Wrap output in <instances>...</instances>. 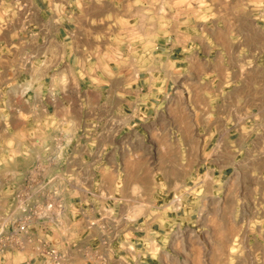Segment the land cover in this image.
Wrapping results in <instances>:
<instances>
[{"label":"rangeland","instance_id":"rangeland-1","mask_svg":"<svg viewBox=\"0 0 264 264\" xmlns=\"http://www.w3.org/2000/svg\"><path fill=\"white\" fill-rule=\"evenodd\" d=\"M104 1L103 8H91L97 13L101 8L109 11L107 38L114 46L124 42L125 56L130 57L127 65L133 69V60L155 53L152 69L158 74L172 71L178 82L173 85L172 121L167 119L166 133L160 115L137 140L127 131L118 142H111L109 133L102 141L89 138L85 143L83 127L64 129L71 140L67 150L72 148L77 157H99L97 163L84 162L85 170L69 175L72 189L65 194L80 211L77 218H97L88 225L97 222L93 228L99 229L106 221L101 248L108 264H264V141L242 138L235 142L228 125L233 112L227 108L182 110L178 94L186 63L165 61L166 48L173 46L179 52L182 45L211 35L229 38L230 21L237 20L245 28V8L259 7L262 0ZM89 2L77 0L78 10L82 6L91 9ZM26 15L23 0H0V55L22 44L25 32L20 26ZM116 68L113 61L111 87L116 85ZM201 69L208 68L201 64ZM101 82L92 80L93 85ZM29 89L18 84L10 92L19 95L21 90L25 96ZM91 97L92 102L100 99L96 94ZM82 98L81 94L73 96L76 104ZM213 123L215 136L196 135L211 129ZM111 155L115 164L110 162L108 168L104 158ZM0 179L5 181L1 173ZM4 187L0 219L12 208ZM22 256L11 250L0 255V264H23Z\"/></svg>","mask_w":264,"mask_h":264},{"label":"crops","instance_id":"crops-1","mask_svg":"<svg viewBox=\"0 0 264 264\" xmlns=\"http://www.w3.org/2000/svg\"><path fill=\"white\" fill-rule=\"evenodd\" d=\"M89 1L90 8H103L107 3ZM23 3L27 9L20 26L24 40L21 45L14 44L10 54L0 55V173L9 203L20 175L44 153L59 127H83L85 143L89 138L102 141V136L110 133L114 143L127 131H132L133 140L141 138L160 115L166 133L167 119L172 121L173 85L178 82H174L172 71L158 74L152 69L151 55L155 53L132 59L133 69L127 65L130 57L125 56L124 42L114 46L107 38L109 24L105 19L109 11L101 8L97 13L83 6L78 10L77 0ZM244 15L245 28L237 20L229 22V38L211 35L182 45L179 52L173 46L166 48L165 61L186 63L178 94L182 110L215 112L227 108L233 112L228 124L230 136L235 142L246 138L253 143L257 138L264 141V0L259 7H246ZM221 56L224 60L218 62ZM112 60L117 63L115 87L109 85ZM201 64L208 69H201ZM96 79L102 81L100 86L93 85ZM18 84L30 86L25 96L21 90L19 95L10 92ZM75 94L83 96L79 104L74 102ZM93 94L100 99L92 102ZM216 131L213 123L211 129L204 133L199 130L196 135L215 136ZM74 153L72 148L66 151L68 163L64 169L69 175L85 170L84 162L94 160V164L99 160L97 155L77 157ZM75 159L81 160L74 163ZM104 159L108 168L115 164L113 155ZM3 160L14 161L9 164ZM85 210L92 212L90 207ZM94 219L74 218L71 224L76 237L70 251L73 264H108L101 248L107 234L103 225L106 221L100 230L89 227L88 222ZM33 247L34 243L29 249ZM22 255V263L42 261L32 252Z\"/></svg>","mask_w":264,"mask_h":264},{"label":"built area","instance_id":"built-area-1","mask_svg":"<svg viewBox=\"0 0 264 264\" xmlns=\"http://www.w3.org/2000/svg\"><path fill=\"white\" fill-rule=\"evenodd\" d=\"M64 131L57 128L34 166L20 175L11 196L12 208L0 219V255L11 250L32 252L42 258L40 264H73L70 251L76 237L71 233L70 220L77 218L80 211L65 194L72 184L64 169L71 142ZM3 187L4 181L0 179V190ZM33 243L35 248L29 249Z\"/></svg>","mask_w":264,"mask_h":264},{"label":"bare ground","instance_id":"bare-ground-1","mask_svg":"<svg viewBox=\"0 0 264 264\" xmlns=\"http://www.w3.org/2000/svg\"><path fill=\"white\" fill-rule=\"evenodd\" d=\"M170 188H171V187H170ZM170 188H169V189H170Z\"/></svg>","mask_w":264,"mask_h":264}]
</instances>
